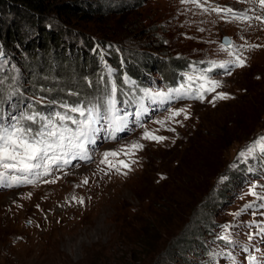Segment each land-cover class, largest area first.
<instances>
[{"label":"rangeland","instance_id":"obj_1","mask_svg":"<svg viewBox=\"0 0 264 264\" xmlns=\"http://www.w3.org/2000/svg\"><path fill=\"white\" fill-rule=\"evenodd\" d=\"M248 1L242 7L251 15L247 20L238 18L240 9L220 14L242 26L206 42L184 0H51L45 18L65 31V42L56 47L39 44L43 32L30 31L29 23L0 4V52L6 55H0V120L10 122L22 112L46 115L61 102H102L113 86L117 114H129L127 127L114 137L110 117L102 120L86 156H66L68 164L58 161L46 174H27L31 183H0V264H252V257L264 264V201L247 195L252 184L264 195V158L238 155L264 135V6ZM100 5L110 9L105 13ZM14 28L19 40L10 36ZM74 37L79 44L71 45ZM82 41L88 43L84 55L101 52L98 64L82 79L63 81L65 89H52L50 82L62 81L46 77L54 56L63 51L74 59ZM102 51L120 64L130 60L136 77L124 71L120 77V67L104 65ZM236 54L245 64L228 65V75L219 65ZM172 60L188 67L175 73L174 82L212 69L209 76L220 86L203 100L189 95L164 106L145 101L148 111L137 121L140 90H167L163 68ZM199 83L191 82L193 91ZM216 93L227 97L216 99ZM170 109L183 112L166 119ZM145 130L165 139H143ZM134 142L143 148L126 155ZM105 152L119 153L108 157L115 167L101 163ZM205 201L211 212L201 208ZM7 215L16 222L5 224ZM226 234L231 243L220 239Z\"/></svg>","mask_w":264,"mask_h":264},{"label":"snow or ice","instance_id":"obj_2","mask_svg":"<svg viewBox=\"0 0 264 264\" xmlns=\"http://www.w3.org/2000/svg\"><path fill=\"white\" fill-rule=\"evenodd\" d=\"M261 6H264V0H260ZM213 11L232 12V9L213 8ZM235 15V14H234ZM239 19L247 20V16L238 17ZM257 20L261 17L257 16ZM229 49L232 45L229 44ZM233 53L229 51V55ZM2 55V52H0ZM245 60L241 55L236 54L235 59L226 61L219 67L225 69V73L230 75L231 71L228 65L243 67ZM213 68L217 65L213 64ZM212 69H205L199 74H189L184 78V83L178 87H169L167 90H152L141 89V95L135 100V112L133 115L139 118L148 111L145 101L148 104L164 106L166 103H171L175 99L183 98L191 95L192 98L204 99L206 92H214L220 86V82L210 78L209 73ZM198 80L199 86L193 91L191 82ZM116 88L113 86L111 91L106 94L102 102H89L69 104L61 102L58 105L59 110L54 108L46 115L40 111H32L29 113H20L13 115L10 122L0 120V183L9 182V186L18 184L27 180V174L39 176L46 174L49 170V165L56 164L58 161L68 164L71 161L65 159L66 156L84 157L87 155L90 145L95 143L96 134L101 130L99 127L102 120L109 121L110 117V136L123 131L128 124V113L118 115L115 100ZM226 93H216V99H225ZM49 103L56 105L55 101ZM183 112V109H170L166 119H172ZM75 114V115H73ZM185 118L187 116L185 115ZM163 124V121H157ZM143 139L147 140H164L165 137L157 136L153 132L145 130ZM143 148V145L134 142L126 146V155L134 154L135 151ZM123 150V149H122ZM257 153L261 158H264V135L256 137L238 155L245 160L255 158ZM118 152H105L104 159L101 163L108 164L110 167H115L108 160L109 156H116ZM124 167L129 165L124 161H119ZM43 168L44 172L37 170ZM20 174V175H17ZM27 182L31 183L30 180ZM85 183L87 181L85 180ZM257 185L252 184L247 195L256 196L264 201V195L256 192ZM82 203V201H81ZM252 204L245 205V208L251 207ZM264 207V205H261ZM234 215H239V212ZM226 228L229 226H225ZM220 239L231 243L229 235L221 236ZM252 264H255V257L251 258Z\"/></svg>","mask_w":264,"mask_h":264},{"label":"trees","instance_id":"obj_3","mask_svg":"<svg viewBox=\"0 0 264 264\" xmlns=\"http://www.w3.org/2000/svg\"><path fill=\"white\" fill-rule=\"evenodd\" d=\"M53 2H51V0H0V4L4 7H6V9L9 12H13V14H15V16H17L18 19L20 20H25L27 23L30 24V31L31 29L36 28L37 33L40 30V32H43L42 35V40L39 44H43L46 43L48 44L49 41H52V46L56 47L58 46L60 43H64L65 42V36H64V30L61 29V27L57 26L56 23L50 22L48 21V19L45 18L44 13L48 12V10H50V7L53 5ZM63 6V5H61ZM60 6V7H61ZM109 6H98L97 9H101V11L103 10L105 13L108 12V10L110 8H108ZM84 12V11H83ZM90 12H94V9L91 8ZM22 25V24H21ZM17 27L19 29H21V26L18 24H16V29ZM15 28L13 29V35H10L12 37H17V39L19 40L20 37H22L21 35H18V33H16L18 30H16ZM9 32V31H7ZM6 32V33H7ZM34 32V31H33ZM10 34V33H8ZM31 34H33L31 32ZM18 35V36H16ZM68 39V37H66ZM29 39V38H28ZM32 39V40H31ZM29 41L30 45L34 44L33 42H36L35 38H31ZM63 39V40H62ZM75 41V43H72V41ZM70 41V43H72L71 45H76L79 44L77 40L74 39ZM77 40V42H76ZM63 41V42H62ZM50 43V45H51ZM70 43L68 42V44L70 45ZM83 45L79 46V50H80V55H76L74 57V59H72L70 56H68L67 54H63V51H58L56 54V56H54V64L52 66H50V69L48 70V74L46 75L47 79H49L51 81V78H55V79H61L62 81L59 84H55L54 82H50V86L52 87V89H58L59 87H62L65 89L66 84L63 81H68L77 77V78H84L85 76H87L89 74V70H91L93 68V65L98 64L99 62V55L101 54V52H98L97 54H95L94 56L91 55H84V47L88 45V43H86L85 41H82ZM51 46V47H52ZM86 49V48H85ZM107 49V47H106ZM106 51V50H105ZM102 51V53L106 56L105 61L103 62L104 65H106L107 63H110L111 67H120L121 70H118L119 76L122 77L123 75V71L125 72L127 77H130L131 79L133 77H136V69L133 67V65L130 63V60H127V58L125 57V60L123 61L120 57V59L123 61L122 64L119 63V57H117L116 55H109L107 52ZM4 55V59L6 58V55L4 54L3 50L1 51ZM85 53H87L85 51ZM168 68L164 67L163 68V73L165 74V77H167V82H168V86L169 87H178L180 84L184 83V80H178L176 79L174 82V79L176 78V74L177 71L179 69H182L183 67H186L185 69H188L187 66H184V64L182 62H175L174 60L171 61V63H168ZM65 69V74L64 76H61V72H60V68ZM49 75H51L52 77H49ZM118 76V77H119ZM117 77V79L115 78L116 81H119V78ZM100 80H98V82H103L102 77L98 78ZM173 82V85H171V83ZM104 86L101 87V89H103ZM58 91V90H57ZM108 93L105 92V95ZM87 95L89 93H86ZM91 94V93H90ZM101 96V94H100ZM77 99V98H75ZM201 208L204 209L206 212H211L212 210L210 209V205H208V202H202L201 204ZM176 241H180V237L176 240Z\"/></svg>","mask_w":264,"mask_h":264},{"label":"bare ground","instance_id":"obj_4","mask_svg":"<svg viewBox=\"0 0 264 264\" xmlns=\"http://www.w3.org/2000/svg\"><path fill=\"white\" fill-rule=\"evenodd\" d=\"M184 2L190 10L192 9L196 13V27L198 28V32L196 33L206 42L212 40L211 38L220 33L223 29L242 26L243 24L239 19L226 20L222 15H220L226 11L216 12L212 10L213 8L219 7L221 9L232 10L240 9L242 16H251L245 11V9H242V7L247 8L246 6L249 2L248 0H184ZM253 5L255 6L256 4ZM246 44L249 47H253L255 45V43L251 41H248ZM3 212L6 213L4 208ZM11 218L12 217L7 215V219L2 217V220L5 224H14L16 219Z\"/></svg>","mask_w":264,"mask_h":264}]
</instances>
